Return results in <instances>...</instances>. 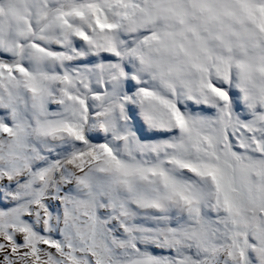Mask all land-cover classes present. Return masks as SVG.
<instances>
[{"label": "snow or ice", "instance_id": "1", "mask_svg": "<svg viewBox=\"0 0 264 264\" xmlns=\"http://www.w3.org/2000/svg\"><path fill=\"white\" fill-rule=\"evenodd\" d=\"M0 264H264V0H0Z\"/></svg>", "mask_w": 264, "mask_h": 264}]
</instances>
